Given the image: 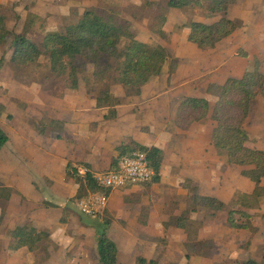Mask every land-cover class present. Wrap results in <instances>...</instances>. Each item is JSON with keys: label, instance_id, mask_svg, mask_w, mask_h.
<instances>
[{"label": "trees", "instance_id": "obj_1", "mask_svg": "<svg viewBox=\"0 0 264 264\" xmlns=\"http://www.w3.org/2000/svg\"><path fill=\"white\" fill-rule=\"evenodd\" d=\"M237 2L165 0L164 3L156 4L154 0H147L142 4V9H157L151 29L162 38L165 37L164 27L169 9L192 7L200 10L207 18L218 17L212 22L191 19L186 24L189 29L188 41L202 50H209L241 27L239 21L227 15L230 7ZM71 16L76 20H68L62 30L45 31L41 39L35 40L29 36L28 26L21 32L9 29L8 18L0 11V45H6L11 40L10 60L16 69H27L30 66L44 68L46 77L52 76L51 83L55 88L53 94L58 97H64L69 91H78L83 82L86 92L96 99L97 106L109 108L107 118H114L118 105L128 97L140 95L150 80L162 74L171 54L162 44L151 45L139 40L131 21L122 17L114 8L105 12L87 9L81 14L73 9ZM241 55L248 56V53L243 51ZM42 59L44 62H41ZM4 60L5 55L0 58V68ZM114 86H120L124 96H117ZM207 92L217 97L214 106L211 108L206 98L187 96L177 108L176 124L182 129H188L194 122L211 115L214 121L212 142L216 152L226 155L230 164L242 167L241 173L253 182L254 187L251 191H236L232 199L225 202L215 196L201 195L197 187L190 183L187 185L189 192L186 210L180 215H173L165 225H175L185 230L188 260L192 255H207L213 248L211 241L199 238L203 222L191 217L194 212L205 211V218H214L226 212L229 226L256 232L257 227L250 211L264 202V149L250 145L252 138L246 129L252 103L260 95L264 96V72L260 61L256 59L254 67L240 78L229 77L223 84H210ZM45 119L41 133L47 127L61 130L60 121ZM9 140V134L0 125V152ZM119 150L111 169L117 168L122 155L142 151L146 153L155 171L148 184L160 180L164 159L161 148L130 140L122 143ZM67 176L74 178L79 185L77 199L85 198L90 193L109 195L112 192V189L101 186L92 173L79 175L77 167L69 165ZM12 194L13 190L0 180V201L10 199ZM10 236V250L27 248L34 253L36 264H42L50 258L54 244L50 231L26 223L12 230ZM97 249L98 264H119L118 246L109 237L106 224H102V229L98 231ZM137 262L159 264L158 259L143 256L138 257ZM233 264H264V258L262 261L254 258L236 260Z\"/></svg>", "mask_w": 264, "mask_h": 264}, {"label": "rangeland", "instance_id": "obj_2", "mask_svg": "<svg viewBox=\"0 0 264 264\" xmlns=\"http://www.w3.org/2000/svg\"><path fill=\"white\" fill-rule=\"evenodd\" d=\"M146 1L0 0V11L7 16L9 29L21 32L28 26L29 36L35 40L41 39L45 31L62 30L68 20H76L71 16L73 9L80 14L87 9L105 12L114 8L119 11L122 17L131 21L132 29L139 40L151 45L162 44L171 54L162 74L150 82L143 94L151 102H155L156 98L154 97L159 94L158 100L172 102H167L165 108L168 124L173 106L183 94L207 96L214 104L216 98L206 94V87L210 82L220 83L228 76H239L246 68L252 69L256 59L260 61L264 72V0H242L232 5L227 15L239 21L241 27L234 35L220 42L215 49L208 51L200 50L187 40L188 28L186 24L191 19L212 22L218 17L207 18L200 10L192 7L169 9L164 27L165 37L162 38L151 29L157 9H142V4ZM154 2L160 4L165 0H154ZM244 50L250 54L249 60L239 57ZM3 55H5V60L0 68V125L8 128L13 123L30 119L35 123L42 115L39 122L41 126L38 127L40 130L46 119L43 113L45 109H41L39 104H43L46 102L45 100L52 97L61 98L53 94L55 88L52 87V76L46 77L44 68L40 69L34 66L22 70L16 69L10 60L12 55L11 40L6 45H0V58ZM41 62H44V59ZM113 89L114 92L123 94L120 86H114ZM172 90H177V93L167 95ZM80 91L86 92L83 82ZM87 95L89 94L87 93ZM140 115L141 118H145L147 112L143 110ZM152 118L150 117L151 120H154ZM213 125L210 119H206L202 124H196L191 128L188 139L195 138L202 142L201 148L194 151L195 142L189 140V146L186 149L190 150L189 153L194 154L198 161L201 160L192 167L191 177L193 182L197 181L201 194H213L229 201L236 191H250L253 184L241 174V167L229 164L226 155L218 154L215 149L212 151L209 148L208 135ZM147 127L140 129V133L146 132L147 134L149 131V134H152L154 132L151 131L152 124L149 126V130ZM138 129L139 126L136 130ZM246 129L252 138L250 145L264 149L263 95L257 97L252 103ZM159 190H162V186ZM76 202V200L73 201L70 212L62 213L63 219H77L83 216ZM15 203V201H0V264H36L33 252L9 249L10 229L14 221L19 222L22 218L15 211ZM107 208L100 211L95 217L87 216V220L83 221L92 227L86 238L84 235L80 238L79 234H75L71 240L61 243V245L54 242L51 247L54 253H51L50 258L42 264H98V231L102 229V224H106L108 230L109 224L114 218ZM250 212L257 227L256 232L229 226L226 212H221L214 218H205V211L196 212L194 220L203 222V226L199 230V238L209 240L213 245L211 252L207 255H192L188 260L186 253H183V249H185V244L182 241L183 234L172 230L173 232L170 231L159 236L157 242L150 244L151 248L145 247L146 250L151 251L156 247V253H125V249H122L119 264H139L137 258L145 255L157 258L159 264H233L236 260L248 258L262 261L264 258V202L260 207ZM55 213L53 218L58 219L60 214H58L59 212ZM74 229L76 227L72 225L71 228H67V231H71L73 234ZM83 247L87 248L86 253L83 251Z\"/></svg>", "mask_w": 264, "mask_h": 264}, {"label": "crops", "instance_id": "obj_3", "mask_svg": "<svg viewBox=\"0 0 264 264\" xmlns=\"http://www.w3.org/2000/svg\"><path fill=\"white\" fill-rule=\"evenodd\" d=\"M240 1L242 0H238ZM244 51L248 53L247 50ZM249 55H239V57L249 60ZM249 69L251 68H246L239 76H228L223 82H210L206 87V94L214 96L207 92L210 84H223L229 77L240 78ZM152 80L142 88L140 95L128 97L124 103L118 105L117 115L114 118H107L109 108L98 107L93 96L79 89L69 91L61 98L48 97L46 102L42 101L45 105L39 104L41 109H45L43 112L45 118L62 123L61 130L47 127L46 131L41 133L38 127L41 126L39 122L42 115L35 123L30 119L13 123L8 128L3 127L9 134L10 140L1 150V181L13 190V194L10 199L1 201H15V211L22 216L21 221H14L11 231L17 226L31 223L38 228L50 231L53 241L59 245L71 240L75 234H79L80 238L84 235L86 238L92 227L83 221H86L89 215L81 212L83 215L81 218H70V220L61 217L64 211H71L74 200H79L76 198L79 185L74 178L67 176V169L69 165L75 168L86 166L93 175L109 171L113 167L115 157L119 154V146L124 142L135 140L143 145L161 148L164 159L158 182L130 185L124 189H114L109 194L105 208L108 207L114 218L109 224L107 233L117 243L119 263L122 249H125V253H156V247L153 251L146 250L145 247L151 248L150 244L157 242L159 236L172 230L183 234L182 241L185 244L187 240L185 230L175 225L166 226L165 223L173 215H180L186 210L189 183L197 187L199 192L197 181L194 180V183L192 180L191 171L192 167L201 160L198 161L195 155L190 154V150L186 149H188L189 140L195 142L194 151L201 148L202 142L195 138L188 139L191 128L196 124H202L206 119H210L213 124L214 121L209 115L201 121L194 122L188 129H182L176 124L177 108L187 96L206 98L212 108L217 97L214 96L216 100L213 104L207 96L183 94L173 106L168 124L165 108L167 102L171 101L158 100L159 94L154 97L155 102H151L145 97L146 95H143L145 88ZM122 93L115 92L117 96H124L123 90ZM174 93H177V90L169 91L167 95ZM143 110L147 112L145 118H141L140 115ZM151 124V131H154L152 134H149V131L147 134L140 133L139 130L145 129V126H148L147 130H149ZM138 126L139 129L136 130ZM213 128L214 125L208 135V146L212 151L215 149L212 142ZM204 148L206 150V147ZM161 186L162 190H159ZM201 195L219 198L213 194ZM55 212L60 214L58 219L53 218ZM194 214L196 212L191 215L193 219L196 218ZM71 224L76 227L73 234L67 231V228H71ZM81 242L84 245L83 240ZM82 249L86 253L87 248ZM20 250L28 249L24 247L17 251ZM51 253L54 251L51 250ZM183 253H187L186 247ZM143 257L155 258L148 255Z\"/></svg>", "mask_w": 264, "mask_h": 264}, {"label": "built area", "instance_id": "obj_4", "mask_svg": "<svg viewBox=\"0 0 264 264\" xmlns=\"http://www.w3.org/2000/svg\"><path fill=\"white\" fill-rule=\"evenodd\" d=\"M77 171L81 176L90 173V169L86 166H79ZM154 175L155 171L150 165L146 153L136 151L132 154L122 155L116 169L94 174V177L104 188L114 190L130 185L146 184L152 181ZM108 200V194L95 192L77 200L76 204L82 213L95 217L107 206Z\"/></svg>", "mask_w": 264, "mask_h": 264}]
</instances>
